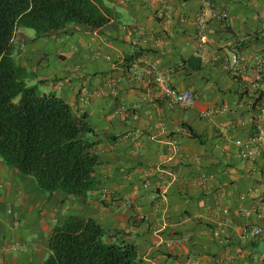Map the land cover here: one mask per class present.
I'll use <instances>...</instances> for the list:
<instances>
[{
    "label": "crops",
    "instance_id": "1",
    "mask_svg": "<svg viewBox=\"0 0 264 264\" xmlns=\"http://www.w3.org/2000/svg\"><path fill=\"white\" fill-rule=\"evenodd\" d=\"M102 1L99 30L15 35L31 83L97 134L100 184L48 196L0 160V264L43 263L70 217L134 244L137 264H264V0ZM158 74L193 105L165 100ZM252 139L254 157L237 145Z\"/></svg>",
    "mask_w": 264,
    "mask_h": 264
},
{
    "label": "trees",
    "instance_id": "2",
    "mask_svg": "<svg viewBox=\"0 0 264 264\" xmlns=\"http://www.w3.org/2000/svg\"><path fill=\"white\" fill-rule=\"evenodd\" d=\"M111 16L102 0H0V160L48 196L60 191L87 199L98 190L97 134L63 98L31 83L36 76L19 62L15 35L28 29L41 39L72 25L96 31ZM191 136L201 141L192 131ZM49 249L41 264H137L138 259L134 244L114 241L91 218L70 217L56 225Z\"/></svg>",
    "mask_w": 264,
    "mask_h": 264
},
{
    "label": "built area",
    "instance_id": "3",
    "mask_svg": "<svg viewBox=\"0 0 264 264\" xmlns=\"http://www.w3.org/2000/svg\"><path fill=\"white\" fill-rule=\"evenodd\" d=\"M222 18L223 19L227 18V15L223 14ZM237 63H238V58L234 56L232 64L236 65ZM154 82L157 88L159 89L162 97L165 100H167L169 103L174 104V105L183 106V107H191L193 105L194 103L193 93L190 91L177 90L176 88L172 86L169 79L165 75H162V74L156 75ZM255 143H256V139H252L246 143L238 141L237 145L242 148H245L247 154L251 157H254L255 152L253 150V146ZM243 232L247 237L257 238L262 235L263 229L258 226L245 227Z\"/></svg>",
    "mask_w": 264,
    "mask_h": 264
},
{
    "label": "rangeland",
    "instance_id": "4",
    "mask_svg": "<svg viewBox=\"0 0 264 264\" xmlns=\"http://www.w3.org/2000/svg\"><path fill=\"white\" fill-rule=\"evenodd\" d=\"M26 32H28V33H31V34H35V32L33 31V30H28V29H26L25 30ZM41 88V86H39V89ZM41 90V89H40Z\"/></svg>",
    "mask_w": 264,
    "mask_h": 264
}]
</instances>
